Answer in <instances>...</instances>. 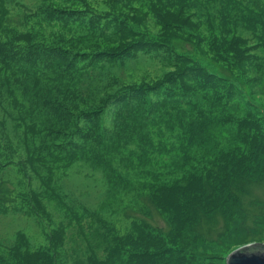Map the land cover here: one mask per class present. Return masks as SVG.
<instances>
[{
	"label": "trees",
	"instance_id": "16d2710c",
	"mask_svg": "<svg viewBox=\"0 0 264 264\" xmlns=\"http://www.w3.org/2000/svg\"><path fill=\"white\" fill-rule=\"evenodd\" d=\"M243 180L264 0H0V264H227L191 207L231 218Z\"/></svg>",
	"mask_w": 264,
	"mask_h": 264
},
{
	"label": "rangeland",
	"instance_id": "374dc122",
	"mask_svg": "<svg viewBox=\"0 0 264 264\" xmlns=\"http://www.w3.org/2000/svg\"><path fill=\"white\" fill-rule=\"evenodd\" d=\"M217 134H219L217 129L212 130L213 136ZM86 174L87 169L84 168L82 178L91 183V179H87ZM78 178L76 177L71 182L72 186L79 185ZM236 193L239 198L236 200L231 198V202L226 206L227 209H233L231 218L227 220L218 213L221 207L212 203L216 197L214 195L196 200L191 207L195 215L194 226L199 234H202L208 241H217L220 235L225 242H228L227 258L239 248L257 243L264 244V180L252 182L243 180ZM147 207L149 218L134 213L132 216L149 222L157 229L168 231L169 227L162 221L158 210L150 204H147ZM181 211H184L183 206ZM215 264H225V262L218 261Z\"/></svg>",
	"mask_w": 264,
	"mask_h": 264
},
{
	"label": "water",
	"instance_id": "95a60500",
	"mask_svg": "<svg viewBox=\"0 0 264 264\" xmlns=\"http://www.w3.org/2000/svg\"><path fill=\"white\" fill-rule=\"evenodd\" d=\"M227 264H264V244H251L234 251Z\"/></svg>",
	"mask_w": 264,
	"mask_h": 264
}]
</instances>
